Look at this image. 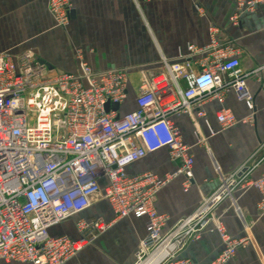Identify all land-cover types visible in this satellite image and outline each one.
Segmentation results:
<instances>
[{
  "label": "built area",
  "instance_id": "built-area-1",
  "mask_svg": "<svg viewBox=\"0 0 264 264\" xmlns=\"http://www.w3.org/2000/svg\"><path fill=\"white\" fill-rule=\"evenodd\" d=\"M235 4L230 21L237 26L242 14L255 12L264 0H236ZM49 11L56 25L65 28L73 12L71 0H49ZM210 31L208 45L187 46L176 62L164 60L159 74H143L136 110L124 114L128 70L95 73L78 52L80 73L75 75L53 71L32 51L0 53V261L66 264L116 220L130 215L147 219L136 264L146 252L151 255L172 243L173 233L163 234L168 216L157 211V195L177 176L184 177L187 191L194 166L190 147L172 116L204 119L202 106L211 100L223 105L229 90L252 114L255 108L239 48L223 40L218 28ZM216 119L223 130L237 122L234 113L223 106ZM248 120L252 122L253 116ZM205 123L210 135H215L209 121ZM196 136L203 144L199 131ZM163 149L172 161L179 162L176 172L164 177L127 173L129 166ZM245 169L246 165L224 179L180 227L189 225L187 235L206 229L213 209L239 186L259 190V210L264 212V176L246 180V174H237ZM99 195L110 204L113 221L78 220L79 239L51 234L52 227L88 210ZM213 224L224 249L211 264H227L249 240L233 238L219 220ZM172 244L175 249L180 241Z\"/></svg>",
  "mask_w": 264,
  "mask_h": 264
},
{
  "label": "crops",
  "instance_id": "crops-1",
  "mask_svg": "<svg viewBox=\"0 0 264 264\" xmlns=\"http://www.w3.org/2000/svg\"><path fill=\"white\" fill-rule=\"evenodd\" d=\"M236 0H71L73 12L69 25L60 28L49 11V0H0V53L13 55L32 51L55 72L80 73L78 52L93 72L125 69L130 85L121 113L136 110L142 75L152 77L163 71L162 63L176 62L187 46L204 47L211 41V28L220 30L223 40L240 50L241 69L254 98L252 112L229 90L223 105L211 100L202 106L204 119L189 114L172 116L181 138L194 158L192 182L187 191L183 176L175 177L160 190L156 208L168 216L164 235L173 233L180 245L159 264H211L224 249L214 229L222 222L233 238H247V246L227 264H264V212L259 210L262 196L254 187L239 186L212 212L210 225L192 235L191 218L227 177L246 165V180L264 176V5L231 23ZM230 109L237 122L221 129L216 116ZM253 116L251 122L249 117ZM208 120L215 135H210ZM196 131L204 139L198 143ZM168 150L147 155L129 166L130 175L153 173L159 177L176 172ZM219 168V172L216 171ZM238 176V177H239ZM113 221L114 212L102 195L90 208L50 229L52 235L79 239L78 220ZM72 227V231H68ZM183 227V226H182ZM147 234V219L130 215L116 220L92 243L66 264H136L142 240ZM152 255V254H151ZM150 256V255H149ZM0 264H26L0 261Z\"/></svg>",
  "mask_w": 264,
  "mask_h": 264
},
{
  "label": "bare ground",
  "instance_id": "bare-ground-1",
  "mask_svg": "<svg viewBox=\"0 0 264 264\" xmlns=\"http://www.w3.org/2000/svg\"><path fill=\"white\" fill-rule=\"evenodd\" d=\"M174 250V245L167 242L160 249L156 250L152 255H150L146 260L139 262L138 264H159L164 260L171 251Z\"/></svg>",
  "mask_w": 264,
  "mask_h": 264
},
{
  "label": "rangeland",
  "instance_id": "rangeland-1",
  "mask_svg": "<svg viewBox=\"0 0 264 264\" xmlns=\"http://www.w3.org/2000/svg\"><path fill=\"white\" fill-rule=\"evenodd\" d=\"M67 230H68V231H72V227H68ZM150 253H151V252H146V253L144 254L142 260H143V261L146 260V259L148 258V256L150 255ZM145 258H146V259H145Z\"/></svg>",
  "mask_w": 264,
  "mask_h": 264
},
{
  "label": "water",
  "instance_id": "water-1",
  "mask_svg": "<svg viewBox=\"0 0 264 264\" xmlns=\"http://www.w3.org/2000/svg\"><path fill=\"white\" fill-rule=\"evenodd\" d=\"M108 109H109V106H107V110H108ZM113 109H114V110H119V105H114V106H113Z\"/></svg>",
  "mask_w": 264,
  "mask_h": 264
}]
</instances>
